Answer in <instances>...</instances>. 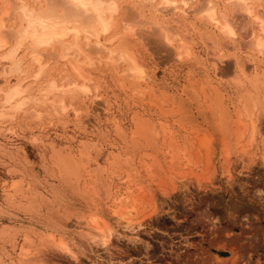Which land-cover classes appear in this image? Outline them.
<instances>
[{
    "label": "rangeland",
    "instance_id": "1",
    "mask_svg": "<svg viewBox=\"0 0 264 264\" xmlns=\"http://www.w3.org/2000/svg\"><path fill=\"white\" fill-rule=\"evenodd\" d=\"M219 1L217 0V6L220 9L217 8L221 11L223 4ZM196 2L197 0H193L192 6ZM190 11L187 17L193 19V25L191 24V27L188 25L185 29L184 23L183 26H179L183 31H190L193 55L190 54L183 60L171 58L169 48L162 47L152 33L146 36L143 43L141 42L143 45L139 44V51L136 46L138 59L142 61L149 76L148 84L151 86H148L151 92L148 87L147 93L151 100L145 91L141 97L140 94L123 87L117 74H112L110 70L106 72V68L101 64L98 65L99 68L94 69L91 83L89 82L97 86V90H94L90 85L94 93H100V97L94 99L91 96L90 100L81 103L78 101L79 104L73 105L79 110V121H74V113L69 107L62 121L51 114L49 119L33 125L29 121L27 123L25 118L17 116L10 131L0 129V151L2 152L4 148V153L0 152V207L5 209V212H0V225L14 227V231L7 227L5 229L7 235L4 239L0 238V264H8V261L10 263V260L19 257L18 247L23 242V233L29 234L33 246L38 244L37 247L39 246L41 250L36 254H39L40 262L37 261L35 264H257L258 262L264 264V164L260 160V152L258 151L254 156L247 154L239 156L236 152L225 156L222 150L223 141L219 140L221 135L216 133L213 129L215 125L212 124L217 122L219 117L217 110L219 100L222 106L224 103V106L229 108L230 114L241 108L238 95L246 85L239 86L232 80L237 74L235 60L244 58L243 63L245 70L247 69L245 74L249 75L253 68V62H248L250 56H253L254 63L258 65V72H264V55L253 52L249 44H246L248 40L245 36L246 31L241 29L244 19L229 14L233 17L238 38L231 46L230 44L226 46L225 43L220 46L224 54L230 55L220 60L216 59L218 55H215L216 52L212 53L210 43L206 42L210 46L206 47V43L199 38L201 20L197 18V14H191ZM168 12L171 13L170 15L173 13L171 10ZM193 15H196L195 18ZM118 22L116 28L120 25ZM217 33L216 37L219 39ZM247 54L250 56L248 57ZM61 64L62 66H59ZM63 65L61 62L55 64L54 68L49 67L46 69V74L50 77L54 76L56 80L62 79L68 70ZM59 67H63L62 71H59ZM207 80L210 84H206ZM2 82L3 79L0 77V87L5 86V82L4 84ZM152 92L154 97L151 98ZM217 94L221 96L218 101ZM214 96L216 101L213 99ZM134 115L147 118L155 128L153 130L155 137L150 138L151 146L146 142V147L145 140L143 142L140 139L139 142L142 144L137 145L138 140L136 144L134 143L131 135L135 125ZM260 122L256 140L258 146H260V135L264 136V115ZM115 125L123 129L122 137L113 130ZM37 133L42 138L41 142L33 141L31 138ZM165 133L172 139L164 138ZM201 134L212 138L211 143L214 147L210 143V148L213 147L214 150H209L211 158L208 159L211 164L205 160V152L198 143ZM45 141L53 145H47ZM84 141L89 143L94 141L96 150L91 149L89 157L80 156L85 158L83 161H89L87 170H90L89 174L85 168V173L83 169L81 170L79 188L81 182L84 184L86 180L91 184L94 181L93 176L101 177L100 181L105 183L101 188L96 185L99 189L95 190L96 193L93 192L94 197L90 194L92 192L90 190L89 195L92 198L86 195L87 200L86 196L85 199L82 196L77 199L79 198L78 194L75 195L77 192L73 191L72 195L71 191L62 188L63 184L56 174L57 169L51 164L49 157L50 146L78 154L77 150H82ZM169 142L178 152L179 159L176 162L170 161L167 151ZM158 145L162 147V151L156 148ZM109 150L111 153H108ZM143 151L148 154H141ZM116 152L121 154L120 160L127 158L130 162H126L127 165L117 163L118 159L112 162ZM5 153L10 154L6 156ZM95 159L100 163L99 168L102 167L100 173L99 170L93 171L95 166L91 163L94 164ZM185 160L190 161L188 167L183 165ZM158 161L161 162L159 164L161 167L158 166ZM116 163L119 166L118 170L124 175L127 173L134 175L137 171L139 181L134 177L138 183H144L142 184L144 186L139 185L141 189H138L139 186L136 187L138 183L134 179L135 182H132L135 184L131 183V189L127 190L115 180L111 181V171L115 170ZM12 167L14 170L11 169ZM12 176L15 178L21 176L24 190L22 194L15 196V203L30 200L31 195L35 198V203L39 204L37 208L34 207L32 211L27 212L15 207L16 204L12 207L4 202L6 199L3 197L2 188L9 187V183L14 178ZM97 182L98 179L94 184ZM182 182L186 187H182L185 186ZM84 187L87 188L86 184ZM55 188L63 189V194L59 196V192L53 191ZM38 193H42L44 197L40 198ZM129 193L137 198L138 204L136 205L138 214L132 216L130 220L138 222L137 220L140 219L141 222V225L133 228L123 225L125 219L116 221L117 217L112 214L111 208L107 210L108 205L105 206L112 203L114 199L112 197L125 196ZM42 199L45 203L40 202ZM90 200L95 201L94 204H90ZM85 201H88V204ZM95 203L98 204L97 209ZM82 210L86 213H97L108 224H112L115 234L111 238V243L103 245L97 237L87 235L91 232L85 228L89 216ZM53 222L59 224L61 228L59 229L58 226L60 230L58 233L61 234L55 235L65 238L64 241H67L71 254L56 249L55 246L47 247L45 244L40 246L38 240L40 235L51 231ZM9 232L12 233V238ZM28 255L29 258L34 256ZM27 256H25L26 260H28Z\"/></svg>",
    "mask_w": 264,
    "mask_h": 264
},
{
    "label": "bare ground",
    "instance_id": "2",
    "mask_svg": "<svg viewBox=\"0 0 264 264\" xmlns=\"http://www.w3.org/2000/svg\"><path fill=\"white\" fill-rule=\"evenodd\" d=\"M220 1H222L221 3L224 7L221 6V11H219L220 8L217 6V0H197L193 6V0H0V77H2L3 82H5V86L0 87V129H3V131H10V127H12L17 116L25 118L27 121L24 120L27 123L29 121L33 125L39 124L44 119H49V117L52 116L51 114L55 117H59L61 120L69 107L74 113V121L78 120L79 110L73 107V105L78 103V101L81 103L85 100H90L91 96L94 97V99L100 97V93L97 94L93 92L92 87L90 86L92 84H89V82L92 80L94 69L101 64L106 68V72H109L107 70H110L112 74H117L116 76H118V80L123 87L136 92V94H140L142 97L145 92L147 93V89L151 85L148 84L149 76L144 69L142 61L138 59L135 52L136 46H138L137 51H139V44L142 41L144 42L146 36L152 33V35L154 34L157 37L162 47L169 48L171 58L175 60H183L184 58L189 57L192 47V42H190L191 34L190 31H183L179 25L184 23V26L182 25L184 29L188 28V25L191 27L193 19L191 20V18L189 19L187 17L190 10L192 11H190L191 14H197V18H199L202 23V28L199 27L200 25L198 26L201 31H197L199 32V38L205 43H210L212 53L216 52L215 55H218L217 57L215 56L216 59L219 58L220 60L221 58H226V56L230 55L228 51V54H224L222 52L223 48L220 46L224 43L226 46L229 44L231 46L235 39L238 38V34L234 28L233 17L230 16L232 14L244 19V23L241 24V29L246 31L245 36L248 40H246L247 43H245L249 44L253 49V52H256L259 55H264V0ZM170 10L173 11L172 15L168 12ZM166 12H168L169 15H167ZM172 16H174V18ZM193 16L195 18L196 15ZM118 20H120V23ZM117 22L120 24L118 28H116ZM215 32H218L219 39L216 37ZM208 46L209 45L206 47ZM239 50L240 49H238V51ZM191 55H193V52ZM247 55L248 57L250 56L249 54ZM252 57L250 56L248 60V62H253L252 71L250 73L248 71L249 75L245 74L247 69L245 70V65L243 63L244 58H242V60H235L237 74L232 80H234V83H237L239 86L243 84L246 85L238 95V101L241 108L237 111L234 109V114H230L231 112H228L229 108L227 109V107L224 106V103L222 106V103H220V100L218 99L221 96L217 94V97L214 96L213 99L215 100L216 97V100H219L217 108L219 117H217V122L214 121L215 123L212 124L215 125V128L213 129H215L216 133L221 135L219 140L223 141L222 150L224 151L225 156L232 154V152L238 153L239 156H242V154L254 156L257 155L259 151L261 157L260 160L264 164V136L260 135V146L256 143L259 133L258 128L260 127L259 122L264 115V72H258V65L254 63ZM61 62L64 64L63 66L68 69L62 79L56 80L54 76L50 77L46 74V69L49 67L54 68L55 64ZM59 66H62V64ZM62 69L63 67L58 70L62 71ZM50 74H52V72ZM232 76L233 75H231V77ZM3 82L2 84H4ZM207 83H209L208 80L206 81V84ZM213 87L212 88L215 90V86ZM93 89L97 90V86H93ZM149 92H151V89ZM151 94L152 96L150 97H154L153 92ZM147 97L149 98L148 93ZM215 105H217V102ZM208 111L210 110L208 109ZM139 117L135 116V121L133 119L135 125L133 134H131L132 139L135 144L138 140L137 145L141 143L139 142L140 139L143 140V142L145 140V146L146 142L147 144L150 143L151 146L152 141L150 138L154 139L155 132L153 130L155 128L147 118ZM21 123L24 125L23 122ZM113 128V130L122 137L124 134L122 131L123 129L118 125H115ZM38 133L33 134L31 138L33 141L41 142L42 138ZM164 135V138L169 137L170 140L172 139L169 134L166 136L165 133ZM209 138L211 137H208V135L205 136V134H201V137L198 138V143L205 152V160L211 158L209 150H214V144L211 143L212 138L210 140ZM129 141L131 143V140ZM44 143H47V145H53L51 142V144L46 141ZM210 143L213 146L212 148H210ZM50 147L49 157L52 162L50 163L57 169L56 174L59 176L58 179L63 184L62 188L64 187L68 189V191H71L72 195L74 192H77L75 194L79 195V198L77 199H80L81 196L83 198L86 195L90 196V190L92 191L90 194L92 196L93 194L95 195V190L99 189L98 187L101 188V185L105 184L103 181H100L101 177L94 178L92 175L94 181H92L91 184L89 183V180V182L86 180L87 183L84 182V184L81 182V188H79V178L82 176L80 175L81 170H84L85 168L87 174H89L90 170H87L89 161H83V159H85L83 157H89L91 149L96 150V147H94V141H90V143L84 141L82 144V150H77L78 154L70 152L71 150L69 152H64L61 148ZM156 148L162 151V147L159 145ZM167 151L170 161H178V152L174 150L173 145L170 144V142ZM2 152L1 154L4 153ZM108 153H111V151ZM145 153L146 152L144 151L141 152V154ZM8 154H6V156ZM141 154L140 159L142 156ZM143 156L146 157V155ZM120 157V153L114 154L112 162H115L117 159V163H124L127 165V163L130 162L127 158L125 159L126 161L120 160ZM93 161L94 164L91 163V165L95 166L93 171L99 170L100 173L102 167L99 168V161L97 159ZM117 163L115 164V170L111 171V181L114 182L115 180L116 183H120L127 188V190L131 189V183L135 182V177H137V180L139 181V174L136 175L137 171H135L136 174L134 175L133 173L132 175L131 173L124 175L121 170H118L119 166ZM157 163L158 166L161 167L159 165L161 162L158 161ZM205 163H207V161ZM208 163L211 164L209 160ZM143 164L145 163L143 162ZM183 165L188 167L190 161L185 160ZM110 167H112V165ZM90 168L92 169V166ZM128 168L129 167H127V169ZM11 169L14 170V167ZM129 169H133V167ZM85 170L83 173H85ZM126 172L127 171L125 170V173ZM94 173L95 172L92 174ZM130 175L133 176V180ZM12 177L14 178H12V181L9 183V187L6 186L7 189L2 188L4 191L3 197L6 199L4 202H7L6 204H9L10 206L12 205V207L13 204L14 206L16 204L17 206L15 207L21 208L27 212L32 211L34 207L37 208V205L39 204L35 203V198L30 194V200L15 203V196L22 194L24 190L21 185V176H18V178L17 176L16 178L15 176ZM97 179V184H94ZM88 183L90 186L87 185ZM85 184L87 188L84 187ZM142 184L138 183L136 187L139 185L144 186ZM3 186L4 185H2V187ZM107 186H105L106 189ZM141 186H139L138 189H141ZM182 187H186V184ZM145 189L148 190L146 187ZM53 191L57 193L59 192V196L60 194H63V189L60 190L55 188ZM106 192L108 193V191ZM38 196H41L40 198H42L43 195L42 193H38ZM87 196L85 197L86 200ZM112 199V203L105 204V206L108 205L106 207L107 210H110L111 208L112 214L117 217V219H115L116 221L119 219H125L123 225L125 224L126 227L131 228L141 225V222L139 221L140 219L137 220L138 222H132V220H130L132 216L138 214V209L136 208V205H138L136 203L137 198L135 196L133 197V194L129 193L125 196H115L112 197ZM43 201L44 199L40 202L42 203ZM90 202V204H94L95 201L92 202L90 200ZM43 203H45V201ZM86 203L88 204V201ZM96 203L95 208L97 209L98 204ZM95 208L93 209L95 210ZM4 210L0 207V212H5ZM82 211L86 213V211ZM87 214L89 217L86 220L87 227L85 228H88L91 231L89 234L87 233V235L97 237L100 244L105 245L109 243L115 234L111 227L112 224H108L106 220L99 217L97 213H86V215ZM51 225V229L49 228L51 231L44 232V234L40 235V239H38L40 246L44 244L47 247L55 246L56 249L71 254L72 252L67 241H64L65 238L63 239L61 236L57 237L55 235L60 231L59 229H61L59 224H54L53 222ZM7 227L8 229L12 228L14 231V227L0 225V238L3 237L4 239V236L7 235V231L5 230ZM23 235V242L18 247L19 257L15 260H10V263L8 261V264H35L39 261V254L36 255L41 251L40 248H38L39 246L37 247L38 244L33 246V240L29 234L23 233ZM9 236L12 238V233L9 234ZM36 250H38V252ZM28 254L34 256L29 258ZM25 256L28 257V260H26L27 258ZM257 264H259V262Z\"/></svg>",
    "mask_w": 264,
    "mask_h": 264
}]
</instances>
